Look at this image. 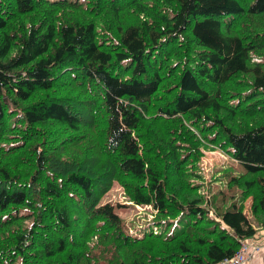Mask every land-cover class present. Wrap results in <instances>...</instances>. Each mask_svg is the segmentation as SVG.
<instances>
[{
    "label": "trees",
    "instance_id": "obj_1",
    "mask_svg": "<svg viewBox=\"0 0 264 264\" xmlns=\"http://www.w3.org/2000/svg\"><path fill=\"white\" fill-rule=\"evenodd\" d=\"M217 149L245 172L216 192ZM261 230L264 0H0V264H217Z\"/></svg>",
    "mask_w": 264,
    "mask_h": 264
},
{
    "label": "rangeland",
    "instance_id": "obj_2",
    "mask_svg": "<svg viewBox=\"0 0 264 264\" xmlns=\"http://www.w3.org/2000/svg\"><path fill=\"white\" fill-rule=\"evenodd\" d=\"M201 156V164L205 167L206 179L209 185L212 184L213 190L216 192L220 189L219 183L226 180L224 175H238L245 172L244 167L230 159L228 155H226L221 150L214 151H205L202 150ZM218 179L219 182L216 180ZM108 201H113L114 205H124L123 203H127V199L124 196L123 188L118 184H115L114 188L110 191ZM119 213L124 218L127 224L130 226L135 225L136 228H146L151 223V210L150 207H121ZM253 241L252 245V255H250L247 262L244 264H248L251 259L257 258L263 252L264 249V240L260 237L257 239H251ZM243 264V263H242Z\"/></svg>",
    "mask_w": 264,
    "mask_h": 264
},
{
    "label": "built area",
    "instance_id": "obj_3",
    "mask_svg": "<svg viewBox=\"0 0 264 264\" xmlns=\"http://www.w3.org/2000/svg\"><path fill=\"white\" fill-rule=\"evenodd\" d=\"M251 250L250 254L248 255L250 257V255H252V248L251 246L245 245L243 248V251L238 254L235 258L231 259V260H226L224 263L226 264H244L248 259H247V252Z\"/></svg>",
    "mask_w": 264,
    "mask_h": 264
},
{
    "label": "crops",
    "instance_id": "obj_4",
    "mask_svg": "<svg viewBox=\"0 0 264 264\" xmlns=\"http://www.w3.org/2000/svg\"><path fill=\"white\" fill-rule=\"evenodd\" d=\"M258 237H260L262 240H264V230H261L259 232ZM251 260L252 261H250L248 264H260V263H264V249H263V252L260 254V256H258L257 258H253Z\"/></svg>",
    "mask_w": 264,
    "mask_h": 264
},
{
    "label": "bare ground",
    "instance_id": "obj_5",
    "mask_svg": "<svg viewBox=\"0 0 264 264\" xmlns=\"http://www.w3.org/2000/svg\"><path fill=\"white\" fill-rule=\"evenodd\" d=\"M245 245H248V246H251L252 247L253 241L252 240H247L246 242L243 243L242 248L240 249V251L238 253L235 254V256H233L231 258H228V259H225L221 263H217V264H226V263H224L226 260H231V259L235 258L238 254H240L243 251V248H244ZM250 252H251V250H249L247 252V259H249V256L248 255L250 254Z\"/></svg>",
    "mask_w": 264,
    "mask_h": 264
}]
</instances>
